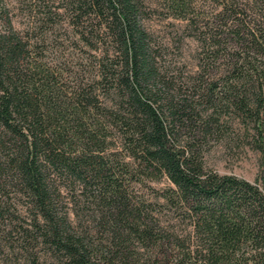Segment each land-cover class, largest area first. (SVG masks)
<instances>
[{"label":"trees","instance_id":"16d2710c","mask_svg":"<svg viewBox=\"0 0 264 264\" xmlns=\"http://www.w3.org/2000/svg\"><path fill=\"white\" fill-rule=\"evenodd\" d=\"M61 2L69 66L8 13L0 31V176L28 197L32 264H264V0ZM236 118L261 138L255 181L207 162Z\"/></svg>","mask_w":264,"mask_h":264},{"label":"rangeland","instance_id":"374dc122","mask_svg":"<svg viewBox=\"0 0 264 264\" xmlns=\"http://www.w3.org/2000/svg\"><path fill=\"white\" fill-rule=\"evenodd\" d=\"M62 4L61 0L60 4L54 0H0V31L5 30L2 24L3 16L8 13L13 27L21 35L45 37L42 55L47 61L54 64L60 61L69 66L72 62L70 55L74 50L78 53L81 45L76 46L73 43V39L79 34L65 7L60 6ZM49 6L52 11H57L52 18L45 13ZM174 21L172 17L167 18L163 13H152L151 10L146 25L149 30L155 31L156 35H169L171 23ZM177 23L180 24V21L177 20ZM186 41L184 47L192 60V49L196 43L190 38H186ZM236 119L231 133L233 140L227 138L214 142L211 150L207 152V162L220 173H231L255 181L261 173V150L257 145L261 138L257 139L255 136V133H258L255 122L245 124L243 120ZM2 157L1 159H4ZM20 187L21 184L11 185L0 176V264H32L22 246L20 226L28 225L32 220L33 211L29 209L28 197ZM37 251L42 253L41 245L37 247Z\"/></svg>","mask_w":264,"mask_h":264}]
</instances>
